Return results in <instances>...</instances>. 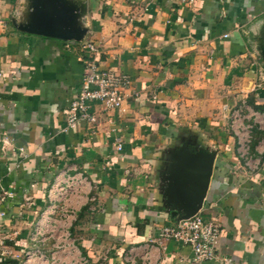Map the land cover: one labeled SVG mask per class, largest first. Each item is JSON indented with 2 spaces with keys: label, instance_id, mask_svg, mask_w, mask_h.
I'll use <instances>...</instances> for the list:
<instances>
[{
  "label": "crops",
  "instance_id": "0c3cea01",
  "mask_svg": "<svg viewBox=\"0 0 264 264\" xmlns=\"http://www.w3.org/2000/svg\"><path fill=\"white\" fill-rule=\"evenodd\" d=\"M32 2L0 0V188L13 194L3 231L16 233L0 264L25 263L40 219L43 256L27 264H264V155L248 174L228 128L242 101L264 111V0H60L80 40L23 31ZM87 59L127 76L124 103H94L95 122L68 129ZM196 152L213 158L196 214L222 228L210 262L157 240L182 221L171 196ZM71 178L82 185L54 199Z\"/></svg>",
  "mask_w": 264,
  "mask_h": 264
},
{
  "label": "built area",
  "instance_id": "2783aa9c",
  "mask_svg": "<svg viewBox=\"0 0 264 264\" xmlns=\"http://www.w3.org/2000/svg\"><path fill=\"white\" fill-rule=\"evenodd\" d=\"M183 4L191 5L194 0H179ZM0 25L1 22H0ZM3 26V25H2ZM227 38V36H224ZM84 49L95 54L97 49L95 45L88 43ZM87 73L81 80V88L78 96L69 106L67 112V128L74 129L79 121L88 123L95 122V116L91 112V105L97 103L104 112H121L125 96L123 90L128 86L127 76L116 74L112 71L99 68L95 59L85 61ZM228 128L236 142V152L238 160L249 174L257 172L261 165V159L264 155V111H255L247 106L245 101L229 111ZM257 134V141L252 147V141ZM1 151L9 146V140L6 134L0 132ZM116 151H121L120 144H117ZM22 152V149H19ZM82 185L77 178H71L66 181L65 186L56 184L52 189L54 199L64 197L65 194L72 192L77 186ZM13 198V194L0 188V263L11 252L7 249L6 243L12 242L16 233L10 234L3 231V223L6 219V212L2 206L7 204ZM41 220V219H40ZM37 223L34 232L29 238L28 243L34 246L23 248L25 263L33 258H42V252L35 248V244L45 242V230L47 227L41 221ZM221 225L215 221H205L201 215L194 216L180 221L175 226H164L158 232L157 240L174 241L188 246L197 262L213 261L216 256L215 244L221 236Z\"/></svg>",
  "mask_w": 264,
  "mask_h": 264
},
{
  "label": "water",
  "instance_id": "95a60500",
  "mask_svg": "<svg viewBox=\"0 0 264 264\" xmlns=\"http://www.w3.org/2000/svg\"><path fill=\"white\" fill-rule=\"evenodd\" d=\"M30 24L21 28L29 34L61 40H80L85 29L77 28L72 9L64 7L60 0H33ZM213 158L209 154L186 153L178 167L179 178L175 182V208L181 211V220L194 216L206 198L212 176Z\"/></svg>",
  "mask_w": 264,
  "mask_h": 264
}]
</instances>
